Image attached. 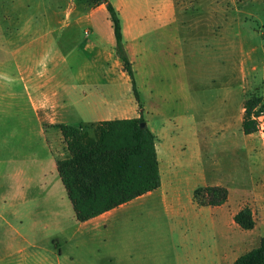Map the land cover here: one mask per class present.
<instances>
[{"label": "rangeland", "instance_id": "374dc122", "mask_svg": "<svg viewBox=\"0 0 264 264\" xmlns=\"http://www.w3.org/2000/svg\"><path fill=\"white\" fill-rule=\"evenodd\" d=\"M121 4L119 15L126 18L142 9ZM173 21L176 47L164 39L159 46L157 34L151 37L155 54L166 50L160 64L130 59L140 109L115 45L107 42L113 29L104 6L97 8L92 0H0L7 63L0 157L19 156L32 165L35 159L38 167L30 211L22 206L17 213L12 195L5 205L0 202V264H184L204 253L210 264H234L259 246L264 118L261 130L251 135L243 132L242 122L245 102L264 97V0H178ZM127 22L131 36L135 31ZM18 47L24 64L35 57L38 75L46 69L52 73L51 84L44 74L38 85L53 90L44 107L47 127L82 125L94 136L91 125L98 121L145 119L156 136L158 157L160 149L164 187L174 188L173 212L157 199L158 192L120 209L99 229L77 221L58 172H41L53 144L34 113L33 85L29 90L12 77ZM206 185L226 187L228 202L219 208L199 206L194 192ZM5 192L12 193L8 185ZM245 206L256 220L249 231L233 219ZM110 246L121 254L112 256Z\"/></svg>", "mask_w": 264, "mask_h": 264}, {"label": "trees", "instance_id": "16d2710c", "mask_svg": "<svg viewBox=\"0 0 264 264\" xmlns=\"http://www.w3.org/2000/svg\"><path fill=\"white\" fill-rule=\"evenodd\" d=\"M95 7L105 5L115 37V51L129 76L140 109L141 95L126 49L122 19L111 0H92ZM264 118V97L252 96L244 104L242 129L246 135L257 133ZM140 117L98 121L91 125L94 136L82 125L56 124L70 157L57 161L60 179L73 206L76 219L87 222L161 187L162 176L156 136ZM202 207H220L229 200L223 186L207 185L194 192ZM243 230L256 226L254 212L243 207L234 216ZM234 264H264V237L258 247L239 256Z\"/></svg>", "mask_w": 264, "mask_h": 264}, {"label": "crops", "instance_id": "0c3cea01", "mask_svg": "<svg viewBox=\"0 0 264 264\" xmlns=\"http://www.w3.org/2000/svg\"><path fill=\"white\" fill-rule=\"evenodd\" d=\"M178 0H118L117 2L114 0H111L113 5L116 7L118 11H123V6L121 2H123L124 6L126 4H129L131 6L141 4L142 6L140 10H136L132 12L131 17L126 18L124 17V14L121 15L122 24H123V35H124V41L126 45V49L128 51V54L130 56V59H143L149 63V65H155L160 64V57L161 53L164 54V51H160L157 54L153 52L152 45H150V41L152 40L151 37L155 34H157V41L159 42V46L162 45L161 40H168L166 41L168 43L167 46H177L179 44V40L175 38V36L172 34V26L174 25L173 16L174 11L176 9V2ZM147 6L145 8L144 6ZM104 6L105 5H101ZM98 6L97 8L101 7ZM106 8V7H105ZM123 13V12H122ZM128 20L132 21L133 30L135 31L134 34L131 36L129 35L127 31V25ZM112 25V23H111ZM96 35V33H95ZM108 35V44L110 46L115 45V37L113 32L112 35ZM97 37V35H96ZM22 47H18L14 50V55L17 57L15 59V66L16 71L13 72L12 77L14 78V81L21 82L23 84H27V88L30 90L29 84H32V90L33 93H30L31 97V103L33 105L34 113L39 121L41 132L43 136L49 140L53 144V148L50 146L49 153L46 156L47 165L49 167L48 170H46V161H41L40 167L41 172L44 176H48L49 174H54V172H58L57 169V161L66 159L70 157V152L67 149V146L64 142L63 135L60 131V129L55 127H47L44 125L46 122V117L44 113V107L46 106V101L51 100L53 96V90L52 87L49 88V90H46V86L39 87L38 85L42 83L41 79L42 76L45 74V78L48 77L49 84L52 83L53 77L51 71L47 74V69L45 70L44 74L40 73L38 75V66L37 61L35 60V57L32 59V63L24 64L23 59L18 56V54L21 52ZM5 51V44L2 39H0V101L4 99L5 97V75L7 72V63L5 61L4 55ZM157 56L158 62H156L155 57ZM9 76V73L7 74ZM14 93V92H13ZM97 116L99 114L97 113ZM130 118V117H129ZM99 119V118H98ZM109 120V119H108ZM52 125V123H50ZM148 125V124H147ZM48 142V141H47ZM51 144V145H52ZM56 147V148H55ZM160 149H159V162H160V171L161 176H163V180L161 183V187L153 192H150L142 197H139L135 199L134 201L122 205L110 212H107L97 218H94L92 220H89L87 222H80L82 224H85V226L94 225L93 227H97L98 229L101 228L105 223L111 222L116 214L120 211V209H126L130 206L135 205L139 201H145L149 198H152L156 193L161 192L158 196V200L162 202L163 206L167 209L169 213L173 212L175 210L174 207V199L171 198V195L174 196V188H167L164 187V173L161 168V159H160ZM168 165V162H167ZM37 161L33 159V165L31 163L26 164L22 162L21 157L19 156H4L0 157V202L8 203L6 199L12 195L11 197V204L12 207L15 208L16 212L18 213L20 210V207L24 206L25 208L31 210V203L36 198V194L38 191V185H37ZM59 174V173H58ZM166 173L165 175H167ZM55 177V176H54ZM60 178V176L58 175ZM7 185L9 186V189L12 191L11 194H7L5 192ZM64 186V185H63ZM207 186V185H206ZM42 188V185H40ZM46 188V187H45ZM45 188H42L43 190ZM47 189V188H46ZM48 191V189H47ZM224 206V205H223ZM202 207V206H201ZM209 207V206H208ZM222 207V206H220ZM219 208V207H215ZM139 212L143 211V209H138ZM78 221V220H77ZM79 222V221H78ZM106 227V226H104ZM110 253L115 258L121 254L120 250L115 249L113 246H110L109 248ZM125 253L131 254V250H126ZM184 264H210V262L207 260V255L204 253L200 258L193 257L191 259H188Z\"/></svg>", "mask_w": 264, "mask_h": 264}, {"label": "water", "instance_id": "95a60500", "mask_svg": "<svg viewBox=\"0 0 264 264\" xmlns=\"http://www.w3.org/2000/svg\"><path fill=\"white\" fill-rule=\"evenodd\" d=\"M142 126H143V127H146V126H148V125H147L146 122H143V123H142Z\"/></svg>", "mask_w": 264, "mask_h": 264}, {"label": "bare ground", "instance_id": "6f19581e", "mask_svg": "<svg viewBox=\"0 0 264 264\" xmlns=\"http://www.w3.org/2000/svg\"><path fill=\"white\" fill-rule=\"evenodd\" d=\"M162 153V152H161Z\"/></svg>", "mask_w": 264, "mask_h": 264}]
</instances>
